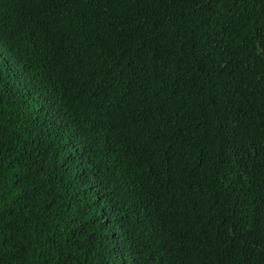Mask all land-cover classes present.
<instances>
[{"label": "trees", "instance_id": "1", "mask_svg": "<svg viewBox=\"0 0 264 264\" xmlns=\"http://www.w3.org/2000/svg\"><path fill=\"white\" fill-rule=\"evenodd\" d=\"M0 264H264V0H0Z\"/></svg>", "mask_w": 264, "mask_h": 264}, {"label": "snow or ice", "instance_id": "2", "mask_svg": "<svg viewBox=\"0 0 264 264\" xmlns=\"http://www.w3.org/2000/svg\"><path fill=\"white\" fill-rule=\"evenodd\" d=\"M5 55H6L5 52L2 51V50H0V61H3L4 60Z\"/></svg>", "mask_w": 264, "mask_h": 264}]
</instances>
